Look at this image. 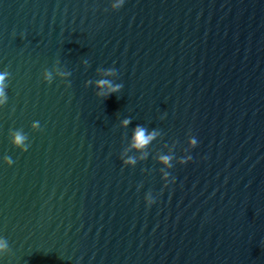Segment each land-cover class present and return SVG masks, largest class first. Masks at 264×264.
<instances>
[{
  "label": "water",
  "instance_id": "water-1",
  "mask_svg": "<svg viewBox=\"0 0 264 264\" xmlns=\"http://www.w3.org/2000/svg\"><path fill=\"white\" fill-rule=\"evenodd\" d=\"M112 2L0 0V264H264V0ZM137 125L160 133L143 160Z\"/></svg>",
  "mask_w": 264,
  "mask_h": 264
},
{
  "label": "clouds",
  "instance_id": "clouds-1",
  "mask_svg": "<svg viewBox=\"0 0 264 264\" xmlns=\"http://www.w3.org/2000/svg\"><path fill=\"white\" fill-rule=\"evenodd\" d=\"M124 2L125 0H113V2L111 3V9L114 11L119 10L123 6ZM84 63L87 64V61H85ZM103 72L105 77L117 75V70L115 68H109L106 70L103 69ZM10 75V72H8L7 70L0 71V107L5 106L8 101V94L6 90L9 87L8 81ZM70 76L71 72L62 69L59 66V61H57L56 65L53 67L52 70L45 69L42 73L43 80L48 84H52L54 78L59 77L61 80L65 81L67 83V86L69 87L71 86V82L68 81V77ZM89 85H92V80L86 81L85 87H88ZM95 87L98 89L96 95L98 97L107 99L111 95L119 93L123 88V84L114 83V81L111 79L101 78L95 81ZM130 123L131 118H124L121 121V126L127 127ZM31 128L33 131L41 130L39 121H34L31 124ZM159 134V130L157 129H152L151 131H149V129L144 127L143 125H137L134 128L130 137L129 147L130 149H135L136 151H139L141 153L140 159H146V149L152 143V141L157 138ZM9 135L10 142L15 148L19 149L21 152L28 151L31 145L28 143V135L24 133L22 129L10 130ZM197 143V139L194 136L190 135L188 139V148L185 149V152H188L190 149L195 148L197 146ZM174 158V153L173 155L163 154L160 156V161L165 164L169 169H171L173 167L172 160ZM191 159V155H187L179 158L177 160V163L180 165H184L190 162ZM121 160L124 166H135L137 163L136 157L134 156H128L126 159H124L122 156ZM3 161L8 166H12L14 163L13 159L10 156H4ZM169 176V171L164 173V187H167L169 183H175V177H173L170 181ZM145 201L148 207L155 203V199L151 192L146 194ZM9 252L10 248L7 239L0 237V257L7 255Z\"/></svg>",
  "mask_w": 264,
  "mask_h": 264
}]
</instances>
